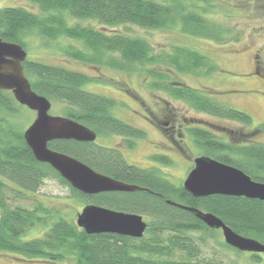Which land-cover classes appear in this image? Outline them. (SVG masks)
Returning <instances> with one entry per match:
<instances>
[{
    "label": "trees",
    "instance_id": "1",
    "mask_svg": "<svg viewBox=\"0 0 264 264\" xmlns=\"http://www.w3.org/2000/svg\"><path fill=\"white\" fill-rule=\"evenodd\" d=\"M27 1L35 5L38 12L22 7L0 8V38L17 43L26 51L31 37H37L44 44L69 41L68 45L61 47L63 52L97 68L130 72L135 63L145 64L157 59L143 39L122 33L108 35L73 23L74 20H94L107 27L133 24L146 29L179 25L183 33L216 41L228 33L223 26H217L197 13L186 0ZM71 42H78L81 47ZM182 51L183 54H178L182 55V63L178 57L170 60L179 72H192L198 66L206 65V75L215 70L205 56L195 51ZM22 65L32 90L65 104L62 116L84 124L98 135L113 133L132 140L144 137L142 131L112 114L111 110L116 106L114 99L84 89L86 83L93 81L88 75L31 58ZM148 71L157 79L150 84L153 89L165 90L198 111L245 126L252 124L248 113L214 103L190 87L164 84L163 73ZM21 108L23 105L14 99L11 91L0 90V208L3 210L0 213V250L27 258L62 260L72 257L76 264H238L224 262L217 256L202 255L200 245L206 237H212L214 229L208 228L193 213L168 201L211 212L234 232L264 244V200L225 195L196 198L182 185H173L162 177L157 168H140L128 163L118 150L91 142L50 141V149L73 156L97 172L141 188L92 196L78 192L50 165L34 158L23 139L21 124L14 118ZM263 130L264 124H260L250 134L256 136ZM188 134L204 156L239 168L254 181L264 182V143L251 142L250 139L239 143L223 142L202 128H191ZM155 159L170 163L165 156ZM51 177L69 187L72 195L86 204L149 217L144 235L132 238L112 233L87 234L76 222L52 218L45 220L49 227L42 238L22 239L28 228L44 222L41 214L49 215L50 211L41 205L30 210L19 207L10 210L3 202L4 179L21 188L22 192H29L36 191L45 178ZM196 232L204 235L195 237L193 233ZM221 245L231 248L225 243ZM252 256L256 257V254Z\"/></svg>",
    "mask_w": 264,
    "mask_h": 264
},
{
    "label": "rangeland",
    "instance_id": "2",
    "mask_svg": "<svg viewBox=\"0 0 264 264\" xmlns=\"http://www.w3.org/2000/svg\"><path fill=\"white\" fill-rule=\"evenodd\" d=\"M186 1L195 7L197 13L215 25L223 26L225 32L228 31L222 40L188 35L180 30L179 25L146 29L133 24L107 27L94 20L73 21L108 35L122 33L145 40L151 48V54L157 60L145 64L135 63L130 72L106 67L97 68L71 58L61 50V47L70 43L69 41H49L44 44L37 37H31L27 45V58L82 72L93 78L92 82L86 83L84 89L114 99L116 106L111 110L112 114L122 121L142 128L145 132L143 138L133 141L134 147L130 149H127L121 135L113 133L99 135L95 140L98 144L107 148L120 147V152L128 163L140 168H157L159 174L173 185H182L192 168L194 158L203 155L188 134L191 128L210 131L223 142L239 143L250 139L251 142L264 143V130L256 136L250 134L254 127L264 124V83L255 77L246 80L250 75L244 74L250 71L255 60L260 66L261 73L264 74V0ZM5 6L22 7L38 12L36 6L27 0H0V8ZM71 43L78 48L81 47L78 42ZM182 49L205 56L209 59L207 63L213 65L215 70L212 69L206 75L205 70L208 69L206 65L198 66L192 72H179L170 60L178 57L182 63L180 58L183 54ZM148 70L163 73L164 84L190 87L200 91L201 95L214 103L248 113L252 117V124L245 126L233 120L198 111L187 102L173 98L165 90L153 89L150 84L157 79ZM226 89L232 90L223 91ZM50 101L49 113L63 115L65 104ZM145 113L158 117L160 121L168 120L170 124L175 125L169 141L158 130L144 122ZM35 115L34 111L23 106L19 115L14 116L21 124L22 132L32 123ZM151 155H164L170 163L164 164ZM4 182L3 202L10 210L18 207L30 210L34 206L41 205L50 211L49 215L41 214L43 223H36L27 229L21 236L24 240L42 238L49 227L45 220L63 218L75 223L77 215L86 205L84 201L72 195L69 187L53 177L45 178L36 191L29 192H22L21 188L8 180L4 179ZM2 212L0 208V213ZM140 215L146 223L149 222V217ZM193 235L200 237L204 233L196 232ZM205 239L200 248L202 255L206 257L217 256L224 262L234 261L238 264H264V253L253 257L254 253L221 245L224 240L220 230L214 229L212 237ZM0 264H76V259L27 258L17 253L0 250Z\"/></svg>",
    "mask_w": 264,
    "mask_h": 264
},
{
    "label": "water",
    "instance_id": "3",
    "mask_svg": "<svg viewBox=\"0 0 264 264\" xmlns=\"http://www.w3.org/2000/svg\"><path fill=\"white\" fill-rule=\"evenodd\" d=\"M26 59L27 51L19 44L0 38V90L11 91L20 105L36 113L22 134L34 158L50 165L73 189L86 196L141 189L97 172L73 156L48 147L53 140L93 143L96 133L71 118L49 113L51 101L32 90L24 75L22 63ZM182 187L196 198L225 195L264 200V182L254 181L239 168L204 155L194 158L193 168L187 173ZM168 203L193 213L208 228L220 230L226 245L242 252L264 253L263 243L234 232L213 213L171 201ZM76 225L87 234L112 233L132 238H141L147 228L140 214L96 204L84 205L77 215Z\"/></svg>",
    "mask_w": 264,
    "mask_h": 264
},
{
    "label": "flooded vegetation",
    "instance_id": "4",
    "mask_svg": "<svg viewBox=\"0 0 264 264\" xmlns=\"http://www.w3.org/2000/svg\"><path fill=\"white\" fill-rule=\"evenodd\" d=\"M258 55H256V57H257ZM244 74H246V75H250L249 77H247V79L246 80H251V79H254V77L258 80V79H260V80H262L263 81V83H264V74L263 73H261V71H260V66L258 65V62H257V60H255L254 61V64H253V67L250 69V71H248L247 73H244ZM229 90H232V89H226V90H223V91H229ZM146 114V117H145V121L144 122H146L148 125H150V127H153L155 130H158L161 134H162V136L165 138V139H167L168 141L170 140V137H171V134L173 133V131H174V127H175V125L174 124H170V122L168 121V120H166V121H164V120H161L160 121V119L158 118V117H154L153 115H150V114H148V113H145ZM164 117H166V116H163V118ZM143 121V120H142ZM127 123V122H126ZM129 124V123H128ZM131 127H133V128H135V129H137V130H140V131H142L144 134H145V132L143 131V129L142 128H140V127H138V126H134V125H131V124H129ZM98 134L96 133V139L98 138ZM122 140H124L125 141V143H126V147H127V149H130V148H133L134 146V140L135 139H129V138H126V137H124V136H122ZM128 142H130V144L128 143ZM94 143V145H98V146H102V145H100V144H98L96 141L95 142H93ZM104 147V146H103ZM125 147V148H126ZM108 148H111V149H115V150H118L119 152L121 151V148L120 147H108ZM121 153V152H120ZM122 154V153H121ZM123 155V154H122ZM152 157H157V156H164V155H151ZM150 156V157H151ZM166 157V156H165ZM192 168H193V165H192ZM191 168V169H192ZM190 169V170H191Z\"/></svg>",
    "mask_w": 264,
    "mask_h": 264
}]
</instances>
